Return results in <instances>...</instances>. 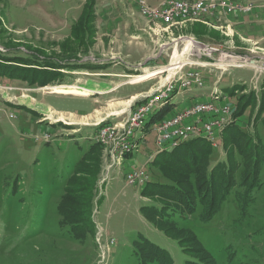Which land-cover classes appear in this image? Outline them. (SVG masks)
<instances>
[{"label": "rangeland", "instance_id": "374dc122", "mask_svg": "<svg viewBox=\"0 0 264 264\" xmlns=\"http://www.w3.org/2000/svg\"><path fill=\"white\" fill-rule=\"evenodd\" d=\"M138 2L0 0V264H206L207 254L214 264H264V42L235 52L256 56L246 68L191 69L201 72L204 87L178 85L148 113L127 166L97 150L100 127L126 121L172 77L162 73L172 65L145 73V60L169 65L175 49L184 53L190 25L202 23L163 32L142 17ZM203 28L213 39H203L208 47L234 50L221 46L226 32ZM190 51L184 61L202 53ZM220 55L213 54L215 61ZM63 67L78 73L63 74ZM140 75L149 77L135 82ZM59 85L92 92L63 93L54 89ZM185 91L204 96L154 120ZM215 92V112L201 118L223 126L211 156L196 154L175 175L156 167L155 157L176 147L161 151L154 128L185 108L214 103ZM118 167L122 175L113 181ZM132 168H145L150 182L164 185L162 197H144L145 187L128 185ZM206 170L207 185L227 188L222 197L207 194Z\"/></svg>", "mask_w": 264, "mask_h": 264}, {"label": "built area", "instance_id": "2783aa9c", "mask_svg": "<svg viewBox=\"0 0 264 264\" xmlns=\"http://www.w3.org/2000/svg\"><path fill=\"white\" fill-rule=\"evenodd\" d=\"M138 4L139 7L142 8V10H149L157 14V16H165L166 14H171L182 9H196V11L211 12L217 15V17L225 18L231 14L236 13L248 15L254 10V5L251 3L241 4L233 0H217L212 1L211 3H203L202 0H164L158 7L149 6L147 0H139ZM199 48L202 50V53H199V60H204L205 58L207 61L188 60L186 62H182L179 65H176L175 69L172 71L174 72V74H172V77L168 78L167 81L160 88H158V90L154 94L151 95L152 97L150 103L129 114L125 121L124 133L120 136V139L116 144L115 152H112V157L114 158V160L115 157L119 155V153H122V147L128 146V137L131 131V126H133V124L138 120V118H140L141 112L146 110L148 107H151L154 104L155 100L159 99L161 95H165L168 91L173 90V84L175 82L176 76L184 77V89L187 87L204 84L202 77H198L197 74L185 72L187 63H203L212 65L213 68L217 69L246 68V61H255L257 63L256 56H242L233 52H224L220 48H213L207 46L201 48L196 40H194V47L191 49L190 55L199 51ZM214 53L221 54L220 58L216 61L213 57ZM259 59L262 61L264 68V58ZM210 100H213L214 103L210 102L205 104H195L189 108H185L184 110H182L181 114H175L170 118L164 120L158 126H156L154 128V131L157 135V146L162 147L171 145V141H174L177 138L187 136L188 131L208 132L214 135V138L217 140V125L221 124L220 120L206 123L201 121V118L204 117L206 114H211V112H215L216 107L214 105H216L217 102L220 101V99ZM110 129L111 128L104 131L102 133V136L107 137V134ZM136 153H138V147L136 149ZM112 167L113 164L111 165V168ZM150 179L151 178L145 168H132L125 175L126 182L132 187H138L140 183H143L144 181Z\"/></svg>", "mask_w": 264, "mask_h": 264}, {"label": "bare ground", "instance_id": "6f19581e", "mask_svg": "<svg viewBox=\"0 0 264 264\" xmlns=\"http://www.w3.org/2000/svg\"><path fill=\"white\" fill-rule=\"evenodd\" d=\"M202 1H203V3H211L212 1H215V0H202ZM141 10H142V8H141ZM142 12L147 16L146 18H148V20L152 21L156 25V27H159L160 29H162L163 32L169 31L170 29H172L174 27L185 26L186 24L191 23V22H202V23L211 25L210 21L222 20V18L217 17V15H215L211 12L196 11V9H182V10H178L176 12H173L171 14H166L165 16H157V14H155L154 12H151L149 10H142ZM184 44L186 47H185V51L183 54H186V52L191 50V48L194 46V40H192L191 38H187V39H185ZM179 53L180 52H178L176 49L175 55L173 57V61H174V63L172 64L173 69L179 63V58L182 57V55H183V54H179ZM191 66H197L199 68V67H203L204 64L192 63ZM206 68H208V67H206ZM190 71H188V73L197 74L198 77H202L201 72H199V71H191L190 72ZM148 77L149 76H145V75L141 76L140 75V76L132 77V78L135 79L134 80L135 82H138V81L145 80ZM178 85H180L181 89H184V77L179 76L177 79H175V82L173 84V90L168 91L165 95H161L159 97V99L155 100L154 104L151 107H148L146 110L141 112L140 118H138V120L133 124V126H131V131H130L129 137H128V146L122 147V153H119V155H117V157H115V159L119 161V165L122 164L121 162L125 159L126 156L136 154V149H137L138 145L133 140V137H134L136 130H141V132H142L144 127L148 125L146 123V117H147L148 113H150L152 111V109L154 107H156L157 104H159V103L165 104L168 101V99L170 98V94L175 90V87H177ZM192 87H204V84L195 85ZM192 87H187L185 89H189ZM54 89L56 91H59V92L61 91L63 93H73V94L75 93L74 91H86L88 93L92 92V90H84V89L79 88L75 85H59V86H55ZM65 90H67V91H65ZM70 91H72V92H70ZM77 94H84V93L77 92ZM217 94H218V92H217ZM217 94L215 92V94H214L215 97L212 96L211 99H220V97ZM128 102L130 104L131 101H128ZM224 122H225V120H224ZM120 126H123V127L120 129L119 128ZM218 126H222V125L221 124L217 125V139L220 135V133H219L220 130L218 129ZM124 127H125V121L124 122H118L116 124L101 128V130L97 133V137H96L97 143L100 144L101 146H105L106 148H108V150L112 154V152H115V147H116V144L118 143V141L120 139V136L123 135V133H124ZM109 128H111V129L108 132L107 137L102 136V133ZM189 138H202V139L209 141L213 146H216V144H215L216 139L214 138V135H212L211 133L188 131L187 136H184L182 138H177L174 141H171V145L162 146L159 148L161 149V151H163V150H166L168 147H177L182 142H184L185 140H187ZM150 181L151 180L144 181L143 183H140L138 185V187L139 188L145 187Z\"/></svg>", "mask_w": 264, "mask_h": 264}, {"label": "crops", "instance_id": "0c3cea01", "mask_svg": "<svg viewBox=\"0 0 264 264\" xmlns=\"http://www.w3.org/2000/svg\"><path fill=\"white\" fill-rule=\"evenodd\" d=\"M162 1H164V0H147V3L151 7H158L162 3ZM233 1H236V2L241 3V4L251 3V4L255 5L254 6L255 9L248 15L236 13V14H231V15L223 18L220 21H210L212 26H208L205 23H192L190 25L191 27L189 29L190 32L187 34V36L185 38H192V39L196 40L197 42H201L207 46L206 41L203 39H209V40H213V39L209 37L210 35L203 34L201 32L203 30H201L200 28H203V26H204L203 29L208 28L210 30L213 29L214 31H217V32L222 31V30L224 32H226V33H224L225 37L221 36V38H222L221 42L223 43L221 46L225 45L228 48L234 49L233 51H230V52L235 53L236 51L241 50V49L242 50H250L251 46H260L261 42H264V0H233ZM138 10H139L140 14L142 15V17L146 19L145 14L142 13V11L139 7V4H138ZM130 11L132 12V10H130ZM128 13H129V11H128ZM188 26L189 25L185 26L184 28H187ZM225 30H227V31H225ZM171 35H174L173 31H172ZM218 38H220V37L218 36ZM208 45L213 46L210 43H208ZM247 45H249V48H244V46L246 47ZM175 51H176V49H175ZM175 51L173 52L171 63L169 65H166L165 67H163L162 65L159 66V62H155L160 58L157 57V58H154V60H153V58H147L145 60V62H146L145 66L142 67L143 71L145 73H149L150 70H152V71L156 70L155 73H158V72L163 71L162 69H166L167 67H170L174 63L173 57L175 55ZM236 54H238V53H236ZM185 55L186 54H184L183 57L179 58L181 63L184 61L183 58L186 57ZM204 60L207 61L205 58H204ZM204 60L203 59L202 60L191 59L190 61H204ZM186 61L187 60H185L184 62H186ZM126 64L128 65V63H126ZM162 64H163V61H162ZM177 65H179V64H177ZM130 66L132 68H134V65L130 64ZM186 68H188V69H186ZM186 68H185V72H188L191 69H198L199 71H203V74H205L206 72H207L206 74H211L213 71V70H206V69H201V68L192 67V66H187ZM131 70L132 69H130L129 66L126 67V71L130 72ZM60 72L63 74L64 73H67V74L78 73V72H73V71L70 72L69 70L65 71L64 67L61 69ZM162 73L163 74H174V72L167 71V69H166V71L164 70V72H162ZM126 74H129V73H126ZM181 93H184V92H181ZM181 93H179V94H181ZM185 93H186V91H185ZM179 94L175 95L169 104V106H172V108H173L172 111L179 110V109H181L187 105H190V104L194 103L196 100L202 99L204 96V95H202L204 93H201L199 95H193L194 97L190 98V97H192V94L186 93L187 96H185L183 94L181 96V98L178 99V97H180ZM95 140H96V138H95ZM136 142H138V139ZM102 147L104 150H108V148H106L105 146H102ZM130 156H134V155L126 156L125 159L121 162V163H124V166H127L129 164L128 162H132L135 160V156L129 158ZM126 158H128V159H126ZM116 161L118 162L117 164H119V161L118 160H116ZM120 169H121V167L115 168V170L117 172L115 174H113V175H115L113 181H116V177L118 175H120V174L122 175V173L120 172L121 171ZM124 180H125V178H124ZM110 186L112 187V184Z\"/></svg>", "mask_w": 264, "mask_h": 264}, {"label": "trees", "instance_id": "16d2710c", "mask_svg": "<svg viewBox=\"0 0 264 264\" xmlns=\"http://www.w3.org/2000/svg\"><path fill=\"white\" fill-rule=\"evenodd\" d=\"M1 55V54H0ZM3 76H7V75H14V74H2ZM49 79H53V78H49ZM55 80V79H54ZM171 109L172 111V106H169V105H166L164 106V108L162 110H160V112L154 117V120L157 119L158 121H160L162 115H165V113L169 112V110ZM246 108H244L245 110ZM243 110V111H244ZM164 117V116H163ZM162 117V118H163ZM160 118V119H159ZM153 121V120H152ZM151 121V122H152ZM157 121V122H158ZM150 122V123H151ZM235 123V122H234ZM233 123V124H234ZM232 127V126H231ZM97 130V128H96ZM100 130H101V127H100ZM99 130V131H100ZM98 131V132H99ZM227 132V131H226ZM96 147L98 148L97 150L98 151H103V147L96 143L95 144ZM94 148V147H93ZM92 150V148H90V151ZM91 153V152H90ZM202 154L203 156H211L212 154V145L209 141L205 140V139H202V138H198V139H193L192 141H186L182 144H180L178 147L174 148V150L172 152H169L168 150L164 151V152H161L157 157H155V159L153 160V164L156 166V167H162V168H166L167 170V173L169 174H172V175H175V173L178 174V172L180 173V166L179 164L181 162L185 163L187 162V160H191V158L194 157H197L196 154ZM200 154V155H201ZM90 155V154H88ZM179 155V156H178ZM196 155V156H195ZM183 157H187V159L183 158ZM86 158H87V155L85 154L82 161L85 162L86 161ZM98 164H100V162H98ZM80 165V164H79ZM78 167H76V171H77ZM98 173V172H97ZM208 174V171L206 170L205 172V176L203 177V182L205 183V186H207L209 188L207 194L209 193L210 190H212V195L215 197V196H219V197H222V193L224 192L225 189L227 188H224V190H221V189H218L216 187V189L214 188V185H211V187L208 184V181H207V177L206 175ZM258 174V166L256 165L255 169L252 171L251 175H257ZM177 183V182H175ZM197 183V182H196ZM232 182L229 181L228 183V186L231 184ZM179 184V183H177ZM164 185H160L158 183H155L154 181L148 183L146 186H145V190L143 191V196L144 197H147V198H161L162 197V194H163V190H165L163 188ZM190 187L192 188V191H193V184H192V181L190 182ZM190 190V189H189ZM200 190V189H199ZM198 188H197V191H199ZM195 193V192H194ZM194 193L191 195V197H195ZM165 196V199L164 200H168L170 201V196L167 194V195H163ZM212 197V198H214ZM182 199H186L185 197V194L184 196L182 197ZM193 201V200H191ZM195 201V199H194ZM194 201H193V209L194 211L196 210V205L194 206ZM204 200L202 199L201 201V204H204ZM193 213V211L191 212ZM181 215V214H180ZM204 260L207 262L206 264H214L215 260L209 256V254L206 255V257L204 258Z\"/></svg>", "mask_w": 264, "mask_h": 264}, {"label": "water", "instance_id": "95a60500", "mask_svg": "<svg viewBox=\"0 0 264 264\" xmlns=\"http://www.w3.org/2000/svg\"><path fill=\"white\" fill-rule=\"evenodd\" d=\"M198 44H199V46L201 47V48H204L206 45H204L203 43H201V42H198Z\"/></svg>", "mask_w": 264, "mask_h": 264}]
</instances>
